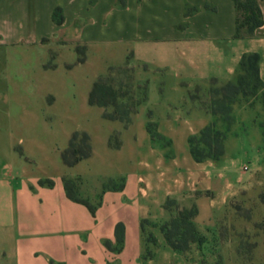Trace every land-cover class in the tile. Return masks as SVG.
Wrapping results in <instances>:
<instances>
[{"label":"crops","instance_id":"0c3cea01","mask_svg":"<svg viewBox=\"0 0 264 264\" xmlns=\"http://www.w3.org/2000/svg\"><path fill=\"white\" fill-rule=\"evenodd\" d=\"M257 2L262 10L264 0ZM55 8L62 17L59 25L52 21ZM234 19L231 0H0V264H250L240 260L235 241L222 239L219 230L230 204L258 183L263 128L247 113L237 114L216 160L195 162L187 144L214 119L190 96L191 88L210 80L232 81L242 55L252 53L264 86V18L248 38H234ZM104 43L115 46L106 57L114 62L97 60L99 67L75 93L77 119L97 109L100 120V109L87 102L92 83L127 55L142 67L134 74L135 81L146 84V98L131 127L122 129L113 160L106 164L104 158L106 133L98 143L91 136L89 157L68 167L60 160L61 149L51 154L42 142L44 130L38 125L43 127L44 117L37 102L49 106L73 98L69 84L78 82L43 80L37 74L58 70L60 75L86 65ZM76 44L84 46L82 63L74 64L73 49L70 60L58 51L51 56L50 47ZM27 46L38 55L35 75L17 78L30 62ZM238 120L246 121V128ZM148 125L168 140L167 153L155 146ZM74 131L91 132L76 123L64 134L66 144ZM96 162L101 181H119L93 192L85 201L88 208L66 196L63 181L81 176L82 164L93 172ZM166 199L195 206L192 222L203 243L184 252L166 244L159 230L167 219ZM143 220L155 224L147 258ZM255 252L264 264V243Z\"/></svg>","mask_w":264,"mask_h":264},{"label":"rangeland","instance_id":"374dc122","mask_svg":"<svg viewBox=\"0 0 264 264\" xmlns=\"http://www.w3.org/2000/svg\"><path fill=\"white\" fill-rule=\"evenodd\" d=\"M27 47L32 49L30 62L28 65H25V67L23 66L20 72L16 74L17 78L23 79L35 75L34 67L38 55L34 51V46ZM50 48L52 49L51 56L58 51V54H63V57L67 60H70L69 56L71 51L69 52V50L73 49L76 56L74 64L84 61V46L76 44L72 46V48L64 46ZM114 48L115 46L109 47L108 44L104 43L101 45L100 50H96L91 54L87 62L88 65L76 66L65 72H60V75H58V70L53 73H46V75L42 74L41 76L37 74V78L43 80L45 77L51 78L52 80H56L59 77L66 81L75 80L78 82L69 84V90L74 92L73 98H61L58 100V104H49V106L40 104L39 101L37 102L38 111L42 112L44 117L43 127L39 124L38 129L44 130L40 137L44 144H48L49 153L53 154L57 148L61 149V152L67 146L64 140V134L78 123L85 125L91 132L74 131L77 132L74 145L81 148V152H83L87 144L89 146L90 155L91 136L94 142L98 143L103 135L108 133L106 135V148L108 151L104 158H106V164L108 161L113 160L114 151L120 147L121 131L122 129L126 130L131 127L133 118L132 112L136 109V105L142 100L144 82L135 81L134 74L136 70H140L142 67L135 65L129 58V55H127L120 65H109L110 67L101 74L99 79L100 87L97 88L94 99L99 101V103L107 105L103 107L93 106L100 109V120L98 118L97 109L87 112L88 114H86L82 120L77 119L80 114V101L79 95L75 93H79V91L82 90L83 85L91 77L90 75H93L94 70L99 67L97 60L105 58V61L114 62V60L106 58L107 55H109L107 53ZM49 64L50 62L46 65ZM239 80L240 82H238ZM230 82L233 84L235 83L236 93H233L231 90L229 92V90L224 87L225 85H223V83L209 81L204 86L191 88L190 96L197 101L199 107L206 109L210 114L212 112L215 113L212 122L215 129L218 130L221 135L226 136V133L230 132L232 125L236 122V115L243 112L251 117L252 123L256 122L263 128V158L261 162L263 166L256 169L255 172L258 183L248 189V192H246L242 198L230 204V212L224 218V225H222L219 230V235L222 239L229 237L230 240L235 241L236 252L243 263L250 262V264H260V260L258 261L254 257V254H256L255 249L259 247V244L264 243V89L256 85L252 77H246V73L240 69ZM28 89L30 88L27 86V92L31 94V90ZM47 89V91H53L50 85ZM112 100L115 101V104L110 107V102ZM103 116L106 118H102ZM238 122L241 128H246L248 125L246 121L238 120ZM82 135L86 136V141L83 139ZM154 144L162 149L164 153L168 152V140L164 138L154 139ZM194 144H196V142H194ZM94 147L98 153L102 152L100 150V145L95 144ZM95 165L96 167L92 172L89 166L86 167L82 164V175H78L73 179H68L69 192L79 200H91V194L99 191L101 186L102 189L103 187L113 188L118 184L119 180L117 179L110 182L101 181L102 179L98 176L102 174V170L98 167V162H96ZM107 172L109 171L107 170ZM166 207L170 214L165 211L167 219L163 221L162 224L168 222L169 217L175 216L181 208H188L190 206L184 207L174 201V204H167ZM154 227L155 224L148 220H145V223H143L142 236L147 246L146 248L151 245L150 238L154 240L151 233ZM199 264L207 263L200 262Z\"/></svg>","mask_w":264,"mask_h":264},{"label":"trees","instance_id":"16d2710c","mask_svg":"<svg viewBox=\"0 0 264 264\" xmlns=\"http://www.w3.org/2000/svg\"><path fill=\"white\" fill-rule=\"evenodd\" d=\"M234 6L235 19H234V38H248L251 37L254 30L262 25L264 18V8L261 10L258 6L257 0H231ZM188 12H186L187 14ZM52 21L55 25H59L62 22V17L60 10L55 8L52 12ZM258 57L256 54H244L242 55L240 62L238 64V69L246 73V77H252L253 81L260 88L264 89V86L258 78L257 69ZM237 74V72H236ZM235 74V76H236ZM100 77L92 83L90 92L88 93L87 102L91 106L103 107L107 104L99 103L94 99L95 92L97 88L100 87L99 81ZM211 82H215L210 80ZM240 82V80L238 81ZM224 87L236 93V85L232 82L223 83ZM146 98V84L144 83L142 100L136 106L138 107L144 103ZM115 104V101L110 102V107ZM136 107V108H137ZM136 109L132 112L134 115ZM212 112V111H211ZM212 116L215 113H211ZM102 118H106L103 116ZM111 119V118H110ZM146 130L152 140L159 139L160 137L153 132L152 126L148 125ZM77 132L71 134L67 146L60 152V160L65 166H72L78 161L85 159L89 155V146L85 145V151L81 152V148L74 145ZM83 139L86 141L85 135H82ZM224 135H221L218 130L215 129L213 122L204 126L196 136H191L187 139L189 154L195 162H201L207 159L216 160L222 155V142ZM196 142V144H194ZM69 182L68 180L63 181V187L66 192V196L76 202H80L86 207L90 206L82 200L77 199L68 190ZM167 204H174V200L166 199L162 205V209L168 214L170 212L167 210ZM196 214V208L191 205L188 208H181L175 216H170L168 222L160 226V232L166 242V244L174 251L184 252L189 249L190 245L193 243L201 244L204 238L200 236L193 225V218ZM145 220L140 222V228L142 229ZM116 242L120 243L119 229H115ZM150 244H154V240L150 238ZM151 252L148 248L144 250V258L150 257Z\"/></svg>","mask_w":264,"mask_h":264},{"label":"built area","instance_id":"2783aa9c","mask_svg":"<svg viewBox=\"0 0 264 264\" xmlns=\"http://www.w3.org/2000/svg\"><path fill=\"white\" fill-rule=\"evenodd\" d=\"M242 169H243L244 171H246V170H247V167H246V166H244Z\"/></svg>","mask_w":264,"mask_h":264}]
</instances>
